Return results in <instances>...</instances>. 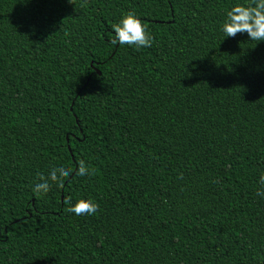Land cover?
Here are the masks:
<instances>
[{
	"label": "trees",
	"instance_id": "obj_1",
	"mask_svg": "<svg viewBox=\"0 0 264 264\" xmlns=\"http://www.w3.org/2000/svg\"><path fill=\"white\" fill-rule=\"evenodd\" d=\"M235 2L0 0V264H264V40L220 32ZM130 9L150 47L111 43Z\"/></svg>",
	"mask_w": 264,
	"mask_h": 264
},
{
	"label": "clouds",
	"instance_id": "obj_2",
	"mask_svg": "<svg viewBox=\"0 0 264 264\" xmlns=\"http://www.w3.org/2000/svg\"><path fill=\"white\" fill-rule=\"evenodd\" d=\"M112 44L150 47L153 37L147 26L141 22V17L134 10L122 12L112 25ZM219 30L224 37H232L239 33H246L251 41L264 40V0H236L225 12ZM70 170L63 164L49 166L47 176L38 174V182L31 185L34 193H46L49 181H58L69 175ZM89 173L83 160L77 163L75 174L84 176ZM256 195L264 197V174L258 179ZM69 212L79 216L81 214L92 215L97 210V204L90 198L79 197L70 202L67 209Z\"/></svg>",
	"mask_w": 264,
	"mask_h": 264
},
{
	"label": "water",
	"instance_id": "obj_3",
	"mask_svg": "<svg viewBox=\"0 0 264 264\" xmlns=\"http://www.w3.org/2000/svg\"><path fill=\"white\" fill-rule=\"evenodd\" d=\"M88 80H89V78H88ZM70 148V147H69Z\"/></svg>",
	"mask_w": 264,
	"mask_h": 264
}]
</instances>
